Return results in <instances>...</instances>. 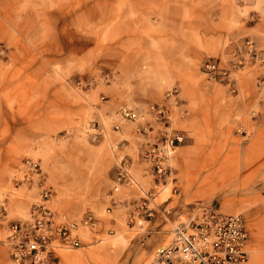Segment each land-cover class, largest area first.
I'll use <instances>...</instances> for the list:
<instances>
[{
  "label": "crops",
  "instance_id": "0c3cea01",
  "mask_svg": "<svg viewBox=\"0 0 264 264\" xmlns=\"http://www.w3.org/2000/svg\"><path fill=\"white\" fill-rule=\"evenodd\" d=\"M246 38L264 56V9L253 3L241 6L238 0H0V46L8 49L3 64L13 70L1 77L12 83L0 86V201H6L8 218L25 219L39 194L34 185L12 187L22 161L36 158V127L20 123L21 112L35 106L31 97L39 82L50 80L56 93L70 74L97 66L108 76L94 93L108 96L111 111L120 106L140 112L163 104L164 94L177 89L185 116L175 125L185 142L173 161L178 195L169 189L159 193L158 214L142 228L129 229L125 223L126 206L139 197L135 189L121 188L114 195L116 205L104 213L113 186L111 153L110 187L101 197L102 209L91 212L99 221L94 238L128 244L131 235L139 236L143 264H150L155 249L170 242V226L212 209L243 217L246 264H264V68L255 69L253 78H239L236 97L200 76L203 62L226 58ZM237 126L245 137L233 134ZM58 128L45 123L39 133L51 138ZM133 128L122 124L119 133L104 129L97 139L101 145L124 140L122 156L134 180L150 190L153 182L139 158ZM50 207L70 219L84 216L69 213L59 196H53ZM4 237L0 232V240ZM89 237L83 245L91 242ZM123 246L115 262L127 251ZM124 255L134 254L130 249ZM0 264H11L1 244Z\"/></svg>",
  "mask_w": 264,
  "mask_h": 264
},
{
  "label": "built area",
  "instance_id": "2783aa9c",
  "mask_svg": "<svg viewBox=\"0 0 264 264\" xmlns=\"http://www.w3.org/2000/svg\"><path fill=\"white\" fill-rule=\"evenodd\" d=\"M262 67L264 56L261 51L246 41L226 58L206 60L200 73L206 83L223 86L236 97L239 78H253L255 69ZM163 99V104H150L140 112L121 108L117 122L111 128L112 132L119 133L122 124L133 125L139 158L153 182L150 190L139 187L132 176L130 163L122 156L126 142L122 140L110 145L115 165L113 186L105 196L109 206L104 213L109 214L116 205L114 195L121 188L137 190L138 199L126 206L125 223L129 229L142 228L156 218L155 200L159 193L169 189L172 196L178 195L173 161L185 137L175 123L185 112L177 89L166 92ZM91 130L94 140L103 134V129L95 128L94 123ZM24 183L39 190L38 199L32 203L25 219L11 221L5 199L0 201V232L5 233L0 244L9 251L11 264H58L60 255L84 247L82 240L86 233L92 236L91 242H100L94 238L99 230V221L94 214L86 213L80 220H74L50 207L54 192L46 186L37 161L25 159L16 169L13 189ZM169 235L170 242L155 249L150 264H246L248 259V230L241 215L225 216L204 209L201 217L170 226Z\"/></svg>",
  "mask_w": 264,
  "mask_h": 264
},
{
  "label": "rangeland",
  "instance_id": "374dc122",
  "mask_svg": "<svg viewBox=\"0 0 264 264\" xmlns=\"http://www.w3.org/2000/svg\"><path fill=\"white\" fill-rule=\"evenodd\" d=\"M238 2L241 6L253 3L264 9V0H238ZM255 22L256 18L251 14L249 23ZM246 41L252 42L257 47L248 38L241 41L239 47ZM7 53L8 49L0 46V86L4 83H12L11 79L3 81L1 78L4 71L10 74L13 72L11 67L4 68L3 62L8 57ZM107 76L108 73L97 66L90 71L73 73L62 81L60 85L62 88L56 93L52 90L50 80L39 82L35 95L31 97L33 101L35 100V106L31 110L26 109L21 112L19 117L20 123H32L36 127L37 137L32 145L36 158L32 160L39 163L54 196H59L68 203V212L76 216L88 212L98 213L102 209L101 197L110 187L113 159L110 144L107 142L101 145V141L94 140V131L91 130V125L94 123L95 128L112 132V126L117 122V113L123 108L119 106L114 111L109 110L106 104L109 100L108 96L94 93L100 82L104 79L107 81ZM11 111L9 115L12 117ZM45 123H54L59 127L58 132L51 138H44L45 134L39 133ZM232 129L234 135L246 136L242 126ZM178 154L179 150L175 161L178 159ZM85 236L91 235L86 233ZM131 237L128 244L101 242L102 240L101 243L89 242L83 245L82 249L60 255L58 264H143L145 254L138 240L139 236L131 235ZM89 238L91 240L92 236ZM123 245L127 248L125 253L128 254L131 249L134 255L128 257L123 253L115 262L116 254L120 253Z\"/></svg>",
  "mask_w": 264,
  "mask_h": 264
}]
</instances>
